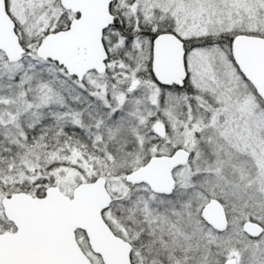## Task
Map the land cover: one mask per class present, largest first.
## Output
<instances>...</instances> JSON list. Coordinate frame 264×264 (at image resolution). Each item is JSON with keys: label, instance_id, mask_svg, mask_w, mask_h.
Here are the masks:
<instances>
[{"label": "snow or ice", "instance_id": "snow-or-ice-1", "mask_svg": "<svg viewBox=\"0 0 264 264\" xmlns=\"http://www.w3.org/2000/svg\"><path fill=\"white\" fill-rule=\"evenodd\" d=\"M0 264H264V0H0Z\"/></svg>", "mask_w": 264, "mask_h": 264}]
</instances>
